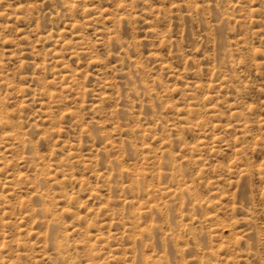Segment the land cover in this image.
<instances>
[{
  "label": "rangeland",
  "instance_id": "rangeland-1",
  "mask_svg": "<svg viewBox=\"0 0 264 264\" xmlns=\"http://www.w3.org/2000/svg\"><path fill=\"white\" fill-rule=\"evenodd\" d=\"M0 264H264V0H0Z\"/></svg>",
  "mask_w": 264,
  "mask_h": 264
}]
</instances>
